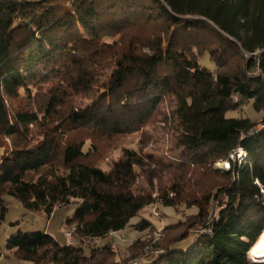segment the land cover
Returning <instances> with one entry per match:
<instances>
[{"label":"trees","instance_id":"trees-1","mask_svg":"<svg viewBox=\"0 0 264 264\" xmlns=\"http://www.w3.org/2000/svg\"><path fill=\"white\" fill-rule=\"evenodd\" d=\"M166 101L162 123L180 161L126 149L104 170L107 150ZM249 103L264 115V0H0V226L6 196L49 216L76 205L66 227L77 244L20 231L7 248L34 264H107L111 244L93 243L134 218L138 232L153 229L142 212L157 203L193 202L183 233L137 240L118 263L258 264L248 253L264 233V128L227 117ZM239 148L243 162L213 170ZM166 172L173 182L157 198L135 188L139 176L152 185ZM200 193L204 203L192 199Z\"/></svg>","mask_w":264,"mask_h":264},{"label":"rangeland","instance_id":"rangeland-1","mask_svg":"<svg viewBox=\"0 0 264 264\" xmlns=\"http://www.w3.org/2000/svg\"><path fill=\"white\" fill-rule=\"evenodd\" d=\"M115 39L116 38L109 39V42H112ZM201 63L208 69L214 68L213 63L210 61V58L208 56L204 57L201 60ZM170 106V101H166L161 106L160 112L155 116L153 121L142 130V132L128 135L122 138L120 142L115 143L113 148H109L106 154L107 157L99 163L100 166L104 170H109L111 164L122 157L126 149H134L137 151L141 150L144 155L157 156L158 158H160V160H164L165 162L171 161L177 163L178 161H180L179 156L176 155L177 153L175 151H172L173 140L171 134L168 133L169 130L167 128L169 127L165 128L164 124L162 123L164 115L166 113L168 114L167 111L170 110ZM263 116V114H257L254 112L253 103L245 104V106L242 105L240 106L238 111L229 112L227 114V117L229 118L251 117L257 123V129H263ZM141 137H144L147 140V144L145 147H141L139 144ZM6 142L7 144L11 143V141L8 139H6ZM233 164H235L234 161H229L228 163V160H221L213 165V170L229 172ZM148 177V173L144 174V176H139L135 188L137 190H149L153 193L154 198H157L161 191L169 190V187L173 182L171 176L167 172L162 174L161 179H155L152 185L149 184L150 181ZM202 182L206 183L207 180L204 179ZM199 190V187H194L192 193H198ZM174 196L175 195L171 192L170 197L173 198ZM5 198L8 203V213L2 225L0 226V264H34L31 262H24L19 260L14 255V252L10 251L7 248V243L10 237L20 231L31 233L46 232L52 235L61 245H69L66 220L68 219V217L73 215L76 209L75 204H72L69 207L57 208L53 212L52 216H49L46 212L43 211H27L19 201L11 196H6ZM192 199H196L198 200V202L201 201L202 203L205 202L204 196L201 195V193L200 195L198 194L192 196ZM192 203L193 202H186L185 204H178L174 208H165L162 204L157 203L142 212L143 218H148L152 222H154L155 227H153V229L144 232H138L134 228V225L139 222L140 218H134L131 221V227L127 228L116 236L110 237L109 239L93 243L92 247L98 248L109 242L111 244L110 250L112 251L107 264H121L123 261L128 260L134 253H136V250H134L133 248V243L137 240H141L143 243L145 242L147 246H151L152 243L161 239V234H167L168 236H177L183 233L186 230L187 225L189 224V218L197 213V208L192 207ZM209 211V217L216 215L217 213V209H215L212 204L209 207ZM208 220L209 218L207 219V221ZM201 227L202 226L191 230L190 234L198 232L199 228ZM166 229H168V231L165 232ZM200 231L205 232V230L202 231V229ZM162 238L164 237L162 236ZM192 242L193 238L191 237L182 244L176 245L175 248L186 249L192 244ZM75 244H77V242ZM86 246L89 247L91 245ZM252 249L251 252L248 253L249 259L253 263L264 264V259H256L253 257ZM146 250L144 252H146ZM87 252H89V250Z\"/></svg>","mask_w":264,"mask_h":264},{"label":"built area","instance_id":"built-area-1","mask_svg":"<svg viewBox=\"0 0 264 264\" xmlns=\"http://www.w3.org/2000/svg\"><path fill=\"white\" fill-rule=\"evenodd\" d=\"M259 71L256 70L254 72V74H257ZM236 101H237V98H236ZM263 128H264V125H262ZM262 128H258L257 130H261ZM246 154L245 152L243 151V149L239 148L237 149L233 154L230 155V159L228 160V163L229 161H234L235 163L237 162H243L244 159L246 158ZM262 193L264 194V190H262ZM68 240H69V244H75V238L74 236L72 235V233L68 232Z\"/></svg>","mask_w":264,"mask_h":264},{"label":"bare ground","instance_id":"bare-ground-1","mask_svg":"<svg viewBox=\"0 0 264 264\" xmlns=\"http://www.w3.org/2000/svg\"><path fill=\"white\" fill-rule=\"evenodd\" d=\"M252 255L256 259H264V233L252 249Z\"/></svg>","mask_w":264,"mask_h":264}]
</instances>
